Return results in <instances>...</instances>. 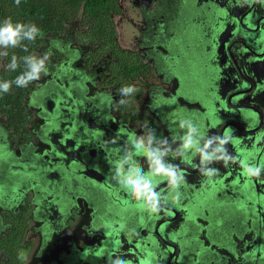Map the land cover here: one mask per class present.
<instances>
[{
    "label": "flooded vegetation",
    "instance_id": "obj_1",
    "mask_svg": "<svg viewBox=\"0 0 264 264\" xmlns=\"http://www.w3.org/2000/svg\"><path fill=\"white\" fill-rule=\"evenodd\" d=\"M47 4L21 109L0 113L1 241L25 223V264H63L108 237L119 242L99 264H241L242 254L264 264V0ZM19 9L0 0L13 25ZM59 78L95 146L75 128L67 169L15 173L43 125L31 95ZM84 150L95 172L82 168ZM84 203L95 234L80 241Z\"/></svg>",
    "mask_w": 264,
    "mask_h": 264
},
{
    "label": "water",
    "instance_id": "obj_2",
    "mask_svg": "<svg viewBox=\"0 0 264 264\" xmlns=\"http://www.w3.org/2000/svg\"><path fill=\"white\" fill-rule=\"evenodd\" d=\"M73 95L74 89L69 88V86L64 84L60 78L56 79L55 82H53L47 88H43L38 93H33L31 95L30 101L36 106L35 113L43 120V125H41L39 129V132L42 130V133L38 132L34 137L35 139H38L37 144L33 143L35 139L31 141V147H33V155L31 159H27L25 161H16L15 164L18 166L16 169H14L15 173L26 170H41L45 174L47 173V170L51 175V172L57 171V166H61V169H67L70 161L69 151L74 149V147H76L75 143H77V140L73 141L74 136H77L74 133L75 128L78 130V132L81 131V126L84 128V130H89L87 145L95 146V128L88 126L86 120L78 111L79 107L75 108L74 106L69 107V109L67 107L70 106L68 101L73 99ZM49 98L51 101H48ZM39 145H41V150L37 151L36 147ZM133 151L136 153L138 149H132L131 153ZM258 157L260 158L259 164L261 165L264 158L262 150H259ZM80 163L82 164L83 169L91 168L95 172V155L91 154L90 150L82 151ZM19 165H24L25 167L22 168ZM98 166L100 168V170H97L98 173H100V178L98 180H100L103 175V171L101 170L102 166L99 164ZM30 175L34 177L33 179H35L36 183L41 182L43 179L41 176L42 174L40 173ZM45 175H49V173ZM86 175L90 176L94 180L97 179L95 178V174ZM20 197V195L18 196V192L15 193L12 199L14 205H16L18 201L21 203L22 197ZM37 209V212L42 209V203H39ZM118 242L119 241L116 237L113 239L108 237L101 245L97 246L96 249L95 243L87 244L84 246V249L77 251L78 253L72 258L68 259L66 262L68 264H99L100 258L113 253L112 251L116 249ZM248 259V254H242L240 258L241 264H249ZM66 262L63 261V264H67ZM145 262H148V259H145Z\"/></svg>",
    "mask_w": 264,
    "mask_h": 264
},
{
    "label": "trees",
    "instance_id": "obj_3",
    "mask_svg": "<svg viewBox=\"0 0 264 264\" xmlns=\"http://www.w3.org/2000/svg\"><path fill=\"white\" fill-rule=\"evenodd\" d=\"M47 2L48 0H19L20 9L18 10L19 14L18 12L17 14L20 20H31L32 23L38 22L46 27L48 24L45 23H48L51 19ZM12 17L9 21L5 19V27L0 30V47H3L0 54L3 53L6 57V68L2 70V76H0V113H4L5 116L8 114L10 117L17 111L16 108L20 106L27 83L36 74V61L31 55L33 54L34 45L39 43L41 29H43L39 25L34 30L35 36H33V32H29L26 38L19 39L16 35L14 39L6 40L3 35L5 28L10 26L16 31L13 25V19L15 18ZM13 120L14 118L11 120L12 124ZM14 237L18 241L20 235L17 234Z\"/></svg>",
    "mask_w": 264,
    "mask_h": 264
},
{
    "label": "rangeland",
    "instance_id": "obj_4",
    "mask_svg": "<svg viewBox=\"0 0 264 264\" xmlns=\"http://www.w3.org/2000/svg\"><path fill=\"white\" fill-rule=\"evenodd\" d=\"M6 7H10L11 10H14L15 7L12 3L6 2ZM15 11V10H14ZM13 12V11H12ZM11 13V12H10ZM7 18V16H5L3 19L0 20V30L3 29L5 27V19ZM15 28H16V32H17V36L19 39L22 38H26L29 35V32H33V36H35V32L34 30H36V27H39L40 23H32L31 20H20V17H18L15 21ZM6 59V58H5ZM4 58L1 57L0 59V76H2V69L6 68V65H4ZM9 84V82H8ZM26 224L22 223L21 226H19L18 230L14 233L15 236L17 234L20 235V238L17 240H15V237L12 236L11 238H9V240L6 241H1L0 239V251L1 249H5L4 252H0V257L5 259V263L4 264H25L28 261V257L30 252H23V256H21L20 254H22L20 252L21 248L24 246L26 240V233L28 232V228H25ZM8 236V235H7ZM4 237V236H3ZM5 238V237H4ZM26 245V244H25ZM55 262L56 264H61V261L59 259V256H56L55 258Z\"/></svg>",
    "mask_w": 264,
    "mask_h": 264
},
{
    "label": "crops",
    "instance_id": "obj_5",
    "mask_svg": "<svg viewBox=\"0 0 264 264\" xmlns=\"http://www.w3.org/2000/svg\"><path fill=\"white\" fill-rule=\"evenodd\" d=\"M6 133H7L6 130L1 129L0 130V137L5 136ZM9 163L10 162H7L4 164V166H3L4 169L6 167H10V165H8ZM84 205H85V207H83V212H82V214H80V217L82 218V224H83V228L80 229V231H79V232H82V236L79 239L80 241H85V239L87 237L95 234V220L93 221L92 213L90 210L92 206L89 207V205H87L86 203H84Z\"/></svg>",
    "mask_w": 264,
    "mask_h": 264
},
{
    "label": "clouds",
    "instance_id": "obj_6",
    "mask_svg": "<svg viewBox=\"0 0 264 264\" xmlns=\"http://www.w3.org/2000/svg\"><path fill=\"white\" fill-rule=\"evenodd\" d=\"M16 4H19V0H16ZM3 35L6 40H12L17 35V32L9 26L3 30ZM5 87H7V85H5Z\"/></svg>",
    "mask_w": 264,
    "mask_h": 264
}]
</instances>
